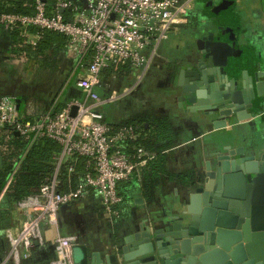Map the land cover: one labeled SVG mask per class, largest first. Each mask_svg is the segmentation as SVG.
<instances>
[{"label":"crops","instance_id":"0c3cea01","mask_svg":"<svg viewBox=\"0 0 264 264\" xmlns=\"http://www.w3.org/2000/svg\"><path fill=\"white\" fill-rule=\"evenodd\" d=\"M218 27L237 33L238 53L245 62L242 69L249 75L258 70L264 73V0H197L187 24L160 44L146 71L121 65L100 74L98 95L102 99L116 95L114 102L100 108L106 122L119 127L135 126L144 139L152 133L160 134V146H167L159 154L147 150L153 160L139 168L132 180L119 184L118 193L123 199L120 217L111 219L96 196L63 205L55 223L45 221L40 225L30 259H15L10 255L7 232L18 230L30 208L19 209L18 203L7 200L6 190L0 198V211H5L7 217L6 227L0 229V264H58L59 238H71L92 252L110 254L129 231L137 232L144 223H161L172 215L189 180L205 172L214 137L229 133L236 138L235 147L245 149L264 138V108L236 127L228 125L216 131L201 116L178 106L179 71L196 58L199 40L207 31L220 34ZM24 34H20L23 44L15 45L0 26V97L14 96L19 118L35 121L45 113L63 110L73 99L84 97L76 87L82 68L80 58L61 35L38 33L34 29ZM156 119L165 120L167 128L163 133L153 124ZM3 128L0 127L2 163L10 142ZM20 164L19 160L18 168ZM59 179L61 190L78 184L72 177Z\"/></svg>","mask_w":264,"mask_h":264},{"label":"built area","instance_id":"2783aa9c","mask_svg":"<svg viewBox=\"0 0 264 264\" xmlns=\"http://www.w3.org/2000/svg\"><path fill=\"white\" fill-rule=\"evenodd\" d=\"M31 1L33 13L2 14L0 26L5 32L20 31L22 36L35 29L38 33L46 31L64 37L67 47L80 58L82 70L76 87L84 97L73 99L63 110L45 113L35 121L19 118L14 96L0 97L1 128L11 127L17 135L28 138L30 145L49 139L61 147L54 175L41 184L35 195L17 204L21 210L30 208V213L15 233L7 232L10 255L24 260L31 257L40 225L45 221L55 223L63 205L96 196L111 219L120 217L123 199L118 193L119 184L132 180L137 170L146 167L154 157L143 147L133 148L131 155L123 152L121 143L134 142L141 134L132 126L112 132L100 108L114 102L116 95L104 99L98 95L100 74L121 65L146 71L160 44L187 24L197 0ZM74 107L77 111L72 117ZM80 158L85 159L86 173L82 176L76 172ZM67 163L71 164L67 167L68 176L78 174L79 180L75 188L61 190L58 171ZM17 169L18 166L7 179L0 198ZM71 246V238L57 240L58 264L69 260Z\"/></svg>","mask_w":264,"mask_h":264},{"label":"water","instance_id":"95a60500","mask_svg":"<svg viewBox=\"0 0 264 264\" xmlns=\"http://www.w3.org/2000/svg\"><path fill=\"white\" fill-rule=\"evenodd\" d=\"M217 29L219 35L201 37L196 58L177 78L178 106L216 131L264 108V73L241 69L237 33ZM235 140L229 133L211 140L205 172L189 180L166 221L129 231L107 255L73 240L65 264H264V138L246 149Z\"/></svg>","mask_w":264,"mask_h":264},{"label":"trees","instance_id":"16d2710c","mask_svg":"<svg viewBox=\"0 0 264 264\" xmlns=\"http://www.w3.org/2000/svg\"><path fill=\"white\" fill-rule=\"evenodd\" d=\"M33 11V2L31 0H0V16L2 14L26 15L33 13ZM6 33L10 35L11 40L15 45L23 44V39L20 37V31ZM40 33L48 32L40 31ZM108 70L112 69H106L104 71L107 72ZM57 112L58 111H54L53 113ZM153 124L157 125V127L160 128L159 131L162 133L165 131L164 129L167 128L166 122L163 119H156ZM108 125L111 127L112 132H116L117 130L123 128L113 126L111 124ZM132 127L134 129L136 128L135 126ZM3 129L7 131L10 142L6 152L2 155L3 163L0 168V191L4 187L14 168L17 166V162L20 160V167L13 175V180L6 194V197H8L7 200L13 203H19L31 194H35L41 184L44 183L46 179H49L54 175L56 170V159L61 152V147L49 139H40L37 143L30 145L28 138L15 135V132L11 127L5 126ZM161 137L162 135L160 134L153 135L152 133L147 137V139H144L142 135H140V137L134 142L126 141L121 143L123 152L127 155H131L133 153V148L143 147L150 152L159 154V152L167 148V146H160L161 144H159V142H163L160 139ZM70 165V163H67L60 167L58 171L59 178L68 176L67 167ZM76 172L80 174V176L86 173L85 159L80 158L78 160L76 164ZM78 174L70 176L76 184L79 180ZM6 225L7 217L5 216V211H0V229L5 228Z\"/></svg>","mask_w":264,"mask_h":264},{"label":"flooded vegetation","instance_id":"af4514ba","mask_svg":"<svg viewBox=\"0 0 264 264\" xmlns=\"http://www.w3.org/2000/svg\"><path fill=\"white\" fill-rule=\"evenodd\" d=\"M191 61H193V59Z\"/></svg>","mask_w":264,"mask_h":264}]
</instances>
